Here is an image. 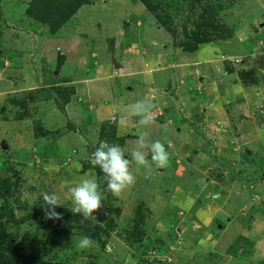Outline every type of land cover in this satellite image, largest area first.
<instances>
[{"label":"rangeland","instance_id":"obj_1","mask_svg":"<svg viewBox=\"0 0 264 264\" xmlns=\"http://www.w3.org/2000/svg\"><path fill=\"white\" fill-rule=\"evenodd\" d=\"M31 1L0 0L4 247L65 264H264V0H151L164 22L139 0H88L54 34L26 14ZM198 31L208 35L206 42L192 52L179 47L181 39L193 45L189 33ZM127 46L131 53L125 55ZM195 53L199 56L192 58ZM254 55L257 61H250ZM188 65V92L180 91L184 93L177 95L178 104L171 110L165 100L174 97L178 85L174 68ZM105 68L109 74L98 78ZM113 70L125 77L123 82ZM195 74L201 77L200 93L189 92ZM113 78L117 82L110 86L118 92H127V84L140 90L146 85L149 91L176 86L160 100L161 115L154 113V123L140 133L128 131L132 137L126 139L137 140L136 134L147 130L156 135L169 110L174 114L170 126L183 127V138L169 142L173 149L166 171L158 174L153 166L149 175L143 167L130 165L135 183L119 196L107 190L104 174L89 159L102 141L119 145L130 159L135 146L116 137L115 120L101 122L98 130L90 128L93 137L80 157L59 147L71 133L84 135V129L70 124L65 105L80 104L81 123L93 127L91 94L101 84L107 90L105 83ZM205 84L212 94L209 105ZM151 103L158 105L155 99ZM77 114L76 108L70 116ZM39 135L46 140L35 139ZM90 177L97 179L103 197L102 208L93 213L95 223L71 211L68 191ZM45 193H55L62 204L55 210L79 216L84 230L71 229L63 237L57 232L65 231L66 224L58 231L41 229L13 223L4 213L10 210L18 220L45 213ZM238 194L244 195L242 215V202L235 200L229 208ZM81 236L91 237L95 246L78 249Z\"/></svg>","mask_w":264,"mask_h":264},{"label":"crops","instance_id":"obj_2","mask_svg":"<svg viewBox=\"0 0 264 264\" xmlns=\"http://www.w3.org/2000/svg\"><path fill=\"white\" fill-rule=\"evenodd\" d=\"M130 48L131 47L127 46V47H125L123 49L125 55L127 53H131V49ZM194 55H195V57H194ZM194 55L191 56V57L192 58H197L199 56V54H196V53ZM134 58L136 60H139V58H136L135 56H134ZM146 58H143V61ZM147 59H149V58H147ZM248 59L250 61H253V60L257 61L258 57L256 55H254L253 57H250ZM150 60H155V59H151L150 58ZM113 64H114V62H113ZM198 66H200V64L196 63V65L194 67V72L195 73H197ZM121 67H122V69L119 70V72H121L123 70V65ZM186 67L187 68H181L180 70H178L177 68H174V75L176 76L175 80H177L178 78H179V80H177V82H178L177 87L174 84L172 86L169 84L170 87H171L170 91L167 90V87H159V86H157V87L155 86L152 91H149V89L148 90L145 89L146 85L143 86L144 87L143 90H140L139 88L132 89L128 84L126 85V91L127 92H125V91L118 92L119 90L113 91L112 87L110 85L115 83V82H117L115 80V78H113L109 82L105 83V85L110 86V87L107 88V90H102V88L100 86H102L103 84H101L100 86L96 85V86H98V91H96V90L93 91L91 89L93 91V93L91 95H93L94 97H93V101L90 102V106H89V109L93 110L94 111V115H95V119L93 118V121H94L93 127H90V125L84 126L81 123L82 107L80 106V104H78V103H76L74 101H71L70 103H67L65 105V107H64V110H65V114L68 116L67 118L69 119L70 124L73 125V127L80 126L82 129H84V131H83L84 135L77 136V135L71 133L67 138H68L69 142L72 141V144L69 145L68 141H66L68 145L65 144L64 142H60L59 143L60 144L59 147L62 148L61 145H63L64 148H67V149L69 148L74 157L82 156L83 153H85L87 151V147L86 146L89 144L88 143L89 142L88 137H93L92 134L94 132L92 130H90V128H94V129L98 130V125L101 122H105V121H109V120H115L116 121V125H115L116 126V137H124L125 139L128 138V137H132L131 135L127 134L128 131H130V130H137L139 133L143 132V128H141L138 125L136 117H129L127 115L126 106L136 102L137 100H141V99L147 100L149 102H153V100L155 99V100L158 101V105L159 106L157 105V107L154 110V113L155 112H159L158 115H161L160 100L166 99L167 93L174 91L173 89L176 87L177 91L175 89V93L173 94L174 97H171L170 98L171 100H169V98L165 100L167 103H169V105H170L169 107H171V110H173L174 109L173 107L176 104H178V96L177 95L179 93H184V92H180V91L186 90V92H188L187 81H189L190 77L187 78V76L184 75L185 74L184 73V69H188L189 65L186 66ZM103 70H105V71L103 72ZM103 70L101 71L103 73V76H101L102 73L98 74L97 75L98 78H100V77L106 78V74H109L108 71L106 70V68L103 69ZM113 73H115L114 70H113ZM117 73L114 74L115 77H117V75H120L118 77V79H121L122 82H123V78H125V77H121L122 74H117ZM159 73H161V70L159 71ZM178 74H179V76H177ZM110 78H111V76H110ZM87 80L88 79H85V81H87ZM200 81H201V77L195 74V79L194 80H190L189 92L192 91L191 93H194L193 91L196 89L200 93V87H202L201 86L202 84L200 83ZM69 83H73V82L70 81ZM196 83L198 84V86H195ZM70 85H76V84H70ZM118 85L120 86V83ZM30 88L31 89H35V88H32V87H30ZM36 88H38V87H36ZM74 89H75L76 92L81 90V88L79 86L75 87ZM86 90H90V89H84V91H86ZM155 90H156V93L153 94V92H155ZM189 95L190 94L188 93V96ZM184 96H185V94H184ZM203 97H205V95ZM211 98H212V94H209V87L207 86V89H206V101L208 100V105L210 103ZM95 100H97V102H95ZM76 108L78 110L77 116L74 115L73 117H71L70 116L71 111L76 110ZM206 109L207 108H202L203 111H206ZM171 110L166 112L165 117H164L166 120L160 119V122H158V123H161V125H160V128H157V129H159V131H157V129H156V131H157L156 135L151 134L148 130L146 132L147 139H151V137H152L151 141L159 140L161 143L167 144L168 147H165V148L168 151V153H170V150L173 149V148H171L172 146L169 144V142L171 140H174V139L181 140L180 138H183V133H182L183 127H180L179 124L178 125H174V126H170V124H169L170 123L169 117H171V116L173 117L174 116V114L171 112ZM154 127H156V126H154ZM86 128H88V129H86ZM141 129H142V131H141ZM184 134H185V132H184ZM136 136L139 137L138 134H136ZM35 139H37V140L38 139L39 140L43 139L45 141L46 137H44V136L41 137V135H39V137H36ZM126 140H127V142H130L133 146H135L136 139H126ZM145 152L149 153L148 150H146V149H145ZM170 157H171V155H170ZM148 159L150 160L151 156H149ZM134 164H135L134 162H132L130 164L131 168H133L132 165H134ZM161 170L162 171H166V169L163 168V169H157L156 172L158 174H162L163 172H161ZM172 179H173V181H175V183L178 182L177 178L173 177ZM224 194L222 193L221 195H224ZM235 197L232 198V200H231L232 201L230 203L231 206L229 207L230 211H231V207H232L233 203L235 202V200L237 202H239V203L242 202V199L244 198V195L243 194L242 195L238 194ZM242 205H243V202H242V204H240V207H239V209H242V211L240 212L241 215L245 213V207H243ZM250 205H251V203H250ZM227 212H226V214H227ZM229 215L230 214H227V216H229Z\"/></svg>","mask_w":264,"mask_h":264},{"label":"clouds","instance_id":"obj_3","mask_svg":"<svg viewBox=\"0 0 264 264\" xmlns=\"http://www.w3.org/2000/svg\"><path fill=\"white\" fill-rule=\"evenodd\" d=\"M154 104L141 99L126 106L129 117H137L138 125L147 128L154 123ZM147 149L151 154L149 160L145 152ZM90 163L98 166L104 174L107 182V190L114 196H119L125 189L135 183V175L130 170V163L146 169L150 175L153 166L163 169L168 166L170 154L163 143L159 140L149 142L146 134L141 133L135 141V149L131 152L130 159L125 157L124 150L115 144L107 141L100 142L99 146L90 156ZM74 214H81L83 221L91 223L97 222L94 212L102 208L103 197L99 183L95 177L85 178L80 183L69 187ZM43 205L45 206V217L47 219H61V215L55 208L62 205L55 193H45L43 195ZM96 242L89 236H81L76 246L80 250H86L95 246Z\"/></svg>","mask_w":264,"mask_h":264},{"label":"trees","instance_id":"obj_4","mask_svg":"<svg viewBox=\"0 0 264 264\" xmlns=\"http://www.w3.org/2000/svg\"><path fill=\"white\" fill-rule=\"evenodd\" d=\"M149 11L155 13V18L159 22H164V20L156 13L157 7L151 5V0H139ZM88 0H32L26 9V14L38 21L43 25H47L51 34H54L58 29H60L83 5H86ZM187 32H184V39H186ZM189 35L194 39L193 45H188L181 39L179 47L183 48L185 51L192 52L197 49V45L206 42L208 37L201 31L196 33L192 32ZM68 100L65 102L67 103ZM105 125H109V121L103 122ZM111 126V125H110ZM116 127V126H115ZM113 129V128H112ZM115 130L113 129V134ZM0 198L3 199L5 205V195L0 193ZM4 207V206H3ZM57 213L61 215V219H47L45 213H34L23 216L21 219H17L12 211L6 210L9 221L13 223H25L35 224L38 228L58 231V228L62 224H66L67 228L65 231L57 232L59 236L65 235L71 230H84L83 226L79 223V216H72L69 212L56 209ZM1 213V212H0ZM2 217V216H0ZM77 222L72 224V222ZM3 242V241H2ZM0 242V264H65L60 262H52L39 258L38 256L25 257L19 255L16 252H12V248L8 246L4 247V243Z\"/></svg>","mask_w":264,"mask_h":264},{"label":"water","instance_id":"obj_5","mask_svg":"<svg viewBox=\"0 0 264 264\" xmlns=\"http://www.w3.org/2000/svg\"><path fill=\"white\" fill-rule=\"evenodd\" d=\"M119 66L117 64H114V68H118ZM2 148H5V146H3Z\"/></svg>","mask_w":264,"mask_h":264}]
</instances>
